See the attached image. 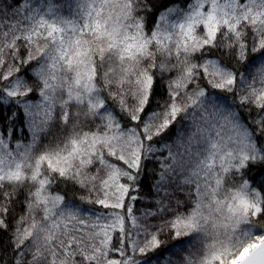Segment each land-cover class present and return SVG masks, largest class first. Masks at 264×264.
<instances>
[{
    "label": "snow or ice",
    "instance_id": "1",
    "mask_svg": "<svg viewBox=\"0 0 264 264\" xmlns=\"http://www.w3.org/2000/svg\"><path fill=\"white\" fill-rule=\"evenodd\" d=\"M4 235L0 264H264V0H0Z\"/></svg>",
    "mask_w": 264,
    "mask_h": 264
},
{
    "label": "trees",
    "instance_id": "2",
    "mask_svg": "<svg viewBox=\"0 0 264 264\" xmlns=\"http://www.w3.org/2000/svg\"><path fill=\"white\" fill-rule=\"evenodd\" d=\"M57 2H60V0H57ZM34 99H35V97H34ZM13 110H15L14 109V106H13ZM148 184H149V179H146L145 180V190H147V186H148ZM0 239H2V242H3V244L4 245H7L8 244V237H7V235H4L2 238H0Z\"/></svg>",
    "mask_w": 264,
    "mask_h": 264
}]
</instances>
